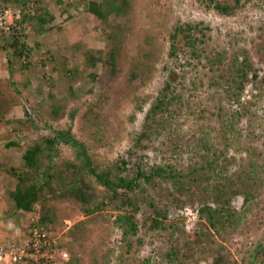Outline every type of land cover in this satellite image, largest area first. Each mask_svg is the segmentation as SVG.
<instances>
[{
  "label": "rangeland",
  "instance_id": "rangeland-1",
  "mask_svg": "<svg viewBox=\"0 0 264 264\" xmlns=\"http://www.w3.org/2000/svg\"><path fill=\"white\" fill-rule=\"evenodd\" d=\"M1 1L20 12L23 25L12 37L0 38V182L6 191L0 206L4 222L0 245L6 249L27 242L30 213L17 210L9 194L15 189L17 175L27 184L51 181L55 185L56 176L41 177V169L50 166V174L59 172L58 179L66 188L76 180L84 190H93L94 203L111 201V192L91 174L84 176L83 160L69 145L57 144L51 163L41 161L40 169L24 161L27 149L43 144L56 130L69 128L84 143L93 163L111 176L121 171L122 161L129 176L140 165L150 169L170 163L185 170L189 157L196 159L195 139L205 136L217 144L222 158H235L224 165L228 175L234 173L232 190L236 192L226 196L229 217L221 218L224 224L219 231L207 229L198 210L202 199H210L205 188L217 180L214 174L209 180L201 174L182 179L184 194L174 191L166 197L173 189L169 182L148 186L150 194L165 201L167 216L161 229L144 223L154 216L153 208L146 204L135 214L137 231L126 236L114 224L123 210L106 206L87 213L72 195L56 198L46 188L30 215L41 211L43 204L49 206L56 253H68V260L58 264H68L71 259L70 264H212L216 258L230 264H264V0H240L230 14L220 13L215 5H233L234 0H128L123 14L111 12L101 18L90 9L94 2L104 4L103 0ZM36 13L53 14L52 25L46 21L37 24ZM14 15L7 21L14 20ZM71 19L80 21L79 27L89 33L76 27L77 34L69 28L67 38L59 34ZM187 23L204 29L203 41L197 43L199 57L182 51L170 55V32ZM56 27L58 32L51 34ZM15 39L16 46L21 51L27 47L29 53L16 52L11 44ZM72 39L78 43L70 47ZM244 51L253 65L251 75L257 74V78L249 77L239 102H227L211 79L214 72L208 57L221 52L226 67L233 55L239 54L241 61ZM221 68L218 65L215 74ZM133 71L135 78H131ZM172 71L178 73L171 84L177 98L159 114L165 121L154 123L140 136L145 113ZM57 106H62L60 116L53 117L52 108ZM220 106L225 121L235 115V136L219 131ZM245 192L248 201L243 198ZM3 264L10 263L4 260Z\"/></svg>",
  "mask_w": 264,
  "mask_h": 264
},
{
  "label": "trees",
  "instance_id": "trees-1",
  "mask_svg": "<svg viewBox=\"0 0 264 264\" xmlns=\"http://www.w3.org/2000/svg\"><path fill=\"white\" fill-rule=\"evenodd\" d=\"M1 1V0H0ZM6 2L5 0H3ZM11 1V0H8ZM15 2V0H13ZM105 10L102 9V5L100 3H92L91 11L94 13V16L99 18L104 17L111 12H115L116 15H120L125 11L124 5L128 4V0H103ZM213 2L214 0H210ZM240 0H234V4H222L217 3L215 6L218 11L222 14H230L233 12L232 10L239 4ZM6 4V3H4ZM23 4H25L23 2ZM28 4V1L26 2ZM13 12H15L13 10ZM38 16L36 20L38 23H44L47 21L43 15L37 13L33 16ZM21 19V16H20ZM21 22L19 19L15 21V24H10V31L9 33H14L16 31V26ZM123 28V26L121 27ZM204 29L200 27L199 24L191 25L187 24H180L173 27L172 31L170 32V39L172 40L171 51L170 55L175 54L177 51H182L183 53L189 52L192 57H199L197 52V43L203 41V33ZM116 34V33H114ZM3 34H0V38H4ZM17 40L15 39L11 44L16 48V52L21 49L16 46ZM259 50H261V45H258ZM25 53H29V49L25 47ZM22 50L21 52H24ZM114 50V49H113ZM238 55H233L230 57V62L223 67V54L221 52L216 53L214 56L208 57V62L210 63L211 72L212 74L211 79L215 86L219 87L223 92L222 94L225 96V100L227 102H239L241 97V92L244 89L246 82L248 81L249 77H253L254 79L257 78V74L251 75L253 70V65L251 60L248 59L247 53L244 51L240 53L241 61L238 60ZM114 58V57H113ZM113 59H110V63L112 64ZM9 61V60H8ZM9 64V63H8ZM218 65L222 66L220 72L215 74ZM115 66V65H114ZM216 66V68H214ZM116 66L114 67V70ZM9 73H11V69L8 67ZM70 73V71H68ZM95 78V75L92 74ZM137 73L134 71L131 73V78H135ZM178 75L175 71L170 73L169 79L165 82L163 87L160 89L159 95L155 98V100L150 104L149 108L145 113V125L142 133L140 136H144L147 134L149 127L155 123H159L162 119V122L165 121L164 117H161V114L165 109L169 108V104H174L173 100H176L177 95L173 94V88L171 87L172 82L175 80V77ZM92 77V78H93ZM260 89V87H258ZM170 96V98L168 97ZM170 102V103H169ZM27 106L24 107V112L27 117H29V111L26 109ZM173 112L177 111V107L172 108ZM62 110V106H57L52 108V116L58 117L60 116V111ZM223 107L220 106V112L217 114L218 122L222 124L221 130L223 134L231 132L233 136H235L234 131V114L229 115L230 120L225 121L226 115L222 112ZM171 113V112H170ZM157 115H159L157 117ZM195 138V137H194ZM195 153L193 156L196 157L195 160H192V157H189V164L187 165V169L185 170H177L176 167L169 165H154L150 167V169H145L144 167L137 166L131 176L127 173L125 165L126 163L122 161V168L121 171L113 176H111L110 171L106 172L104 169L99 168L97 164L93 163L91 160V156L88 155L87 149L83 142L76 139L71 130L68 129H61L56 130L53 135L40 144H36L33 147H30L25 151L22 155V158L26 163L33 167V165L40 169L42 165L41 161L48 160L52 161V157L54 151L56 149L57 144L63 143L73 147L76 151V154L79 158L83 161V166L81 170L84 172V176L86 174H91L96 182L102 185L107 191L111 192V201L109 203L102 199L101 201H96V194H93V190L89 192V190H84L83 185H78L76 180H72L70 186L66 188L65 185L61 184V181L58 179L59 172L55 175L52 173L50 174L49 167L41 169V177L43 175H48L51 179L52 176L54 177L53 181H56V184L53 185L50 182H32L30 184L25 183V179L22 178L20 175H17V184L13 191H10L9 194L13 198L15 207L17 210H21L24 213H33L32 212V205L37 200L38 196L43 192V189L46 188L50 194H54L56 198L59 196H65L67 194L72 195L73 198L80 202L81 208L86 211L87 213L95 212L98 210H102L104 207L109 206V208L114 210H123L122 212L117 213L114 218V224L117 225L123 231L124 235H131L134 234L138 229V223L135 220V214L139 210L142 204H146L149 207H152L154 210V216L147 217L144 223L149 222L150 227L153 228H164V219L167 216V208L166 205H163V197L159 196L156 199V196L152 195L148 191V186L156 187L160 183L169 182L172 186L171 192L168 191L166 193V197L168 195H174V191L182 194L183 193V183L186 180L185 178H189L193 176V179L197 175L201 174L202 179L209 180L212 178V174L215 175L217 179L215 183L208 189L206 186V191L209 190L210 192V199L205 201L202 199L200 202V207L198 208L200 214L205 218L206 228H213L215 231H219V229L223 228V222L221 218H228L229 212L225 214L226 211L229 210L228 207V193H234L235 190H232L233 187V175L227 174V171L224 170L225 166L227 165L225 162H230L234 158V156L230 158H223L221 155L223 152L218 149L217 144L213 143V140L206 138L205 136H199L195 139ZM225 140L226 139L225 137ZM14 142L12 141L11 144ZM247 152L251 153L252 151L247 149ZM56 154V153H55ZM198 158H200L199 161ZM72 165V163H70ZM226 164V165H225ZM223 165V166H222ZM225 165V166H224ZM250 165L254 166L253 162L250 161ZM210 172V174L206 177L203 176L204 173ZM182 179L184 181H182ZM222 179V180H219ZM144 185V186H143ZM208 192V191H207ZM184 194V193H183ZM248 192L244 193V200L248 201ZM58 195V196H57ZM175 198V196H173ZM203 198V197H202ZM159 201L162 203L161 206L158 205ZM165 204V203H164ZM167 204V202H166ZM49 207V206H48ZM46 204L42 205V210L38 213L35 212V215L29 214V223H28V237L27 242L24 246L29 244L30 235L32 234L31 231L33 229H38L40 231H50L54 228L53 226V218L49 214V210ZM226 216V217H225ZM125 236V237H126ZM199 240V238L197 239ZM30 241V242H29ZM129 241V240H126ZM130 244L128 243L127 251L130 250ZM72 262V259L68 261V264ZM253 262V261H252ZM251 262V263H252ZM212 264H230L226 260L221 262L217 258L214 260Z\"/></svg>",
  "mask_w": 264,
  "mask_h": 264
},
{
  "label": "built area",
  "instance_id": "built-area-1",
  "mask_svg": "<svg viewBox=\"0 0 264 264\" xmlns=\"http://www.w3.org/2000/svg\"><path fill=\"white\" fill-rule=\"evenodd\" d=\"M14 20L7 21L9 15H13V10L9 5L0 1V34L5 37H12L13 34L9 33L10 24H15L17 19H20V12H14ZM23 23L16 26V31H21ZM30 235V243L22 246L13 243L4 249L0 245V264L7 260L10 264H58L60 260H68V253L61 251L59 254L55 250V239L53 233L50 231H40L33 229ZM57 249V248H56Z\"/></svg>",
  "mask_w": 264,
  "mask_h": 264
},
{
  "label": "crops",
  "instance_id": "crops-1",
  "mask_svg": "<svg viewBox=\"0 0 264 264\" xmlns=\"http://www.w3.org/2000/svg\"><path fill=\"white\" fill-rule=\"evenodd\" d=\"M53 14H51L50 13V15H46V14H44L43 16L45 17V19L47 20L46 21V24L47 23H49V20H51L50 18H51V16H52ZM54 16V15H53ZM52 20H55L54 18L52 19ZM79 20V19H78ZM71 21V24L70 25H68V26H66V27H63L62 26V30H61V32L59 33V34H62V35H65L66 36V38L68 37L67 35V31H66V29H70L71 30V32L73 33V32H75V34H77V31H76V27L77 28H80V30H81V32L82 33H89L88 31H85L86 29L85 28H81V27H79L80 25H81V23H80V21H75L74 19H71L70 20ZM49 25H52L51 23H49ZM73 27V28H72ZM28 30H31L29 27H28ZM58 28L56 27L55 29H53V30H51V34H54V33H56V32H58ZM40 31V30H39ZM85 31V32H84ZM32 33H34V32H32ZM78 33H79V30H78ZM61 35V36H62ZM88 39H87V42H89L90 43V41H91V44H92V38L91 37H89L88 35L86 36ZM72 38V35L70 34V36H69V39H71ZM87 42L86 41H82L81 40V43H86L87 44ZM78 43V42H77ZM76 43V41H74L73 39H72V42L70 43V47H72L74 44L76 45L77 44ZM88 43V46H91L90 44ZM0 188H2V190L0 191V193H2V197L0 196V200H1V207L3 206V204L4 203H2V202H4V198H5V193H6V191L4 190V188H3V184H2V182H0ZM1 210V209H0ZM20 211V210H19ZM2 212V211H1ZM7 225H9V223L7 222L6 223ZM0 230H2V228H4V222L2 221V220H0ZM12 229V228H11ZM4 231H7L6 229H4Z\"/></svg>",
  "mask_w": 264,
  "mask_h": 264
}]
</instances>
